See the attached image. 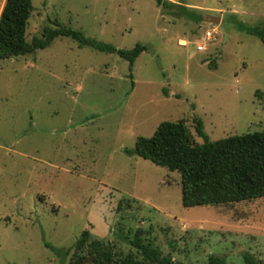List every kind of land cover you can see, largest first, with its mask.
<instances>
[{
  "label": "rangeland",
  "instance_id": "rangeland-1",
  "mask_svg": "<svg viewBox=\"0 0 264 264\" xmlns=\"http://www.w3.org/2000/svg\"><path fill=\"white\" fill-rule=\"evenodd\" d=\"M164 1L201 20L155 0H32L29 44L57 21L147 50L131 71L67 37L0 61V264H67L49 246L70 248L83 231L121 256L142 257L137 238L177 264L264 263L262 199L185 208L180 174L134 153L164 121L184 120L197 144V121L209 141L264 130V44L243 30L264 27V0Z\"/></svg>",
  "mask_w": 264,
  "mask_h": 264
},
{
  "label": "trees",
  "instance_id": "trees-1",
  "mask_svg": "<svg viewBox=\"0 0 264 264\" xmlns=\"http://www.w3.org/2000/svg\"><path fill=\"white\" fill-rule=\"evenodd\" d=\"M158 6L176 11L198 23L201 16L191 9L164 0H155ZM33 12L32 0H5L0 12V61L35 53L48 47L57 37L76 41L79 47L115 54L125 60L131 71L146 46L136 44L130 50L118 49L86 38L80 31L51 22L55 28H45L39 38L26 42L28 20ZM264 44V27L243 29ZM214 68L213 65H210ZM197 133L204 138L202 144L194 142L184 120L161 122L151 137H138L134 153L151 163L178 172L181 176V204L185 208L197 206H226L262 199L264 201V130L233 135L216 141L204 137L200 121ZM141 252V258L132 254L117 255L110 243L92 239L83 231L75 244L67 249L49 246L50 251L67 264H177L163 255L150 242L135 239L133 243ZM245 264H264L244 253ZM179 264V263H178ZM205 264H225L221 257L210 256Z\"/></svg>",
  "mask_w": 264,
  "mask_h": 264
},
{
  "label": "built area",
  "instance_id": "built-area-1",
  "mask_svg": "<svg viewBox=\"0 0 264 264\" xmlns=\"http://www.w3.org/2000/svg\"><path fill=\"white\" fill-rule=\"evenodd\" d=\"M211 40V33L210 31H205L204 33V43H207ZM198 50H203V46L197 47Z\"/></svg>",
  "mask_w": 264,
  "mask_h": 264
},
{
  "label": "water",
  "instance_id": "water-1",
  "mask_svg": "<svg viewBox=\"0 0 264 264\" xmlns=\"http://www.w3.org/2000/svg\"><path fill=\"white\" fill-rule=\"evenodd\" d=\"M205 21H207V22H209V23L215 25V24H217V23L220 22V19H219V18H216V17H210V16H207V17L205 18Z\"/></svg>",
  "mask_w": 264,
  "mask_h": 264
},
{
  "label": "crops",
  "instance_id": "crops-1",
  "mask_svg": "<svg viewBox=\"0 0 264 264\" xmlns=\"http://www.w3.org/2000/svg\"><path fill=\"white\" fill-rule=\"evenodd\" d=\"M174 2V1H173ZM174 4H179V5H182V6H184V7H186L184 4H182V3H178V2H175ZM187 5V4H186ZM187 6H189V5H187ZM192 8H189V7H187V8H189V9H191L192 11L193 10H197L196 9V7H194V6H191ZM197 14V13H196ZM198 15V14H197ZM181 41V40H180Z\"/></svg>",
  "mask_w": 264,
  "mask_h": 264
}]
</instances>
